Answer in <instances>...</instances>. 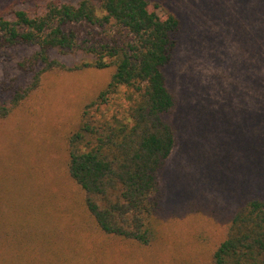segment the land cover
<instances>
[{"label":"rangeland","instance_id":"1","mask_svg":"<svg viewBox=\"0 0 264 264\" xmlns=\"http://www.w3.org/2000/svg\"><path fill=\"white\" fill-rule=\"evenodd\" d=\"M154 1L162 4L160 15L171 10L183 21L170 70L177 141L162 176L161 238L140 248L109 242L95 226L90 236L69 235L70 225L91 218L67 173V137L111 71L57 72L43 75L30 97L0 120V264L46 263L41 245L65 246L73 238L99 250L90 264H212L241 202L251 191H264V149H245L243 140L244 132L264 124L259 102L249 101L246 78V43L263 35L264 0ZM11 3L32 11L46 2L0 0V9ZM80 31L83 39L92 37L87 27ZM35 51L0 49V81L32 86L44 68L32 65ZM55 57L68 67L92 61L82 52ZM128 105L121 92L91 107L90 119H123Z\"/></svg>","mask_w":264,"mask_h":264},{"label":"trees","instance_id":"2","mask_svg":"<svg viewBox=\"0 0 264 264\" xmlns=\"http://www.w3.org/2000/svg\"><path fill=\"white\" fill-rule=\"evenodd\" d=\"M45 2L36 3L32 11L17 3L0 9V49H36L32 65L44 67L27 88L0 81V120L30 97L45 74L110 70L108 84L67 137V173L82 190V205L91 218L70 225L69 235L90 236V226H95L114 244L150 247L161 238L162 176L177 141L173 121L178 99L170 86V70L183 21L171 10L160 15L162 4L154 0ZM83 26L92 37L83 39ZM260 30L258 41L246 43V78L249 101L257 99L264 115V24ZM71 52H82L92 61L68 67L55 57ZM121 92L129 103L125 118L90 119L91 107L99 109ZM244 134L245 149H264V124ZM251 193L230 218L212 264H264V191ZM55 235L60 237L58 229ZM72 241L41 245L42 257L49 260L42 264L98 260L99 250Z\"/></svg>","mask_w":264,"mask_h":264}]
</instances>
